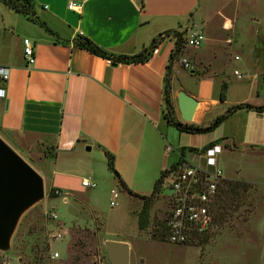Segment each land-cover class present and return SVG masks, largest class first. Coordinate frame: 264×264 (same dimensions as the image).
I'll return each mask as SVG.
<instances>
[{
	"label": "crops",
	"instance_id": "obj_1",
	"mask_svg": "<svg viewBox=\"0 0 264 264\" xmlns=\"http://www.w3.org/2000/svg\"><path fill=\"white\" fill-rule=\"evenodd\" d=\"M32 4L33 16L50 31L0 0V67L9 68L8 80L0 83L5 89L0 97V134L30 137L43 148L37 170L43 185L48 180L50 190L73 186L85 190L81 186L85 177L79 179L77 172L86 168L94 174L87 157L93 151L106 163L107 153L112 154L115 169L138 195H144V183L153 189L163 169L190 163L175 149L165 151L175 136L174 127L164 118V79L174 41L163 38L145 61L109 62L77 46L75 39L83 35L107 52L135 56L163 32L199 28L203 33L211 19L203 12L206 6L199 0H32ZM233 12L231 19L221 23L223 28L229 23L227 33L201 49L198 63L210 69H186L187 75L180 60L170 67L173 116L179 121L180 91L200 103L194 125L202 126L199 113L225 103L226 99L219 100L221 84L227 82V93L232 79H238L224 78V71L213 66L242 61L245 56V67L251 62L264 75V43L260 41L264 33L247 26L237 29L236 4ZM189 20L191 25L181 24ZM24 37L33 45L32 66H26L23 57ZM232 41L239 49L230 58L223 44L230 46ZM233 70L238 69H232V74ZM110 240L126 242L131 248L125 239ZM261 250L258 264H264V236Z\"/></svg>",
	"mask_w": 264,
	"mask_h": 264
},
{
	"label": "rangeland",
	"instance_id": "obj_2",
	"mask_svg": "<svg viewBox=\"0 0 264 264\" xmlns=\"http://www.w3.org/2000/svg\"><path fill=\"white\" fill-rule=\"evenodd\" d=\"M199 4L206 6L203 12L211 18L202 33L204 39L198 47L184 45L178 56L179 59H186L191 69L196 68L199 72L210 69L198 63L203 57L201 49L208 48L213 39L227 33L229 23L226 22L225 28L221 27V23L223 19L233 17L235 4L238 6L236 28L247 26L264 33V0H199ZM191 23L181 22L182 25ZM179 32L185 34L187 31L182 29ZM260 41L264 43V37ZM223 45L230 58L239 49L235 41L230 46ZM242 59L229 60L221 67L220 64L213 66V69H222L224 78H236L232 74L234 68L250 77L256 73L257 78L245 80V76L244 80L232 79L225 103L205 114L204 111L199 113L201 124L209 126L217 117L227 114L240 103L262 109H236L218 125L201 133L181 134L175 127L171 130L175 136L169 145L197 166L204 165L202 150L211 142L219 141L225 146L222 154L217 156L224 174L221 185L224 182L240 184L236 193L227 197L222 218L214 222L201 239L178 244L158 237L161 229L157 228L165 219L171 195V175L164 178L158 192L148 201V221L141 229L138 212L142 209L143 200L128 195L108 169L106 161L93 151L87 157L94 165V174L83 168L78 170L77 176L79 179L90 177L96 187L83 191L74 186L64 189L62 192L68 194L67 202H64L62 196L49 197V181L45 180L44 198L29 205L19 215L8 247L0 249V264H51L45 247L47 243L50 251L59 253V264H110L105 248V242L110 239H125L131 243L129 264H258L264 236V75L260 67L253 68L251 62L245 67V56ZM261 62L264 64V57ZM184 72L190 74L189 70ZM0 138L39 173L43 148L36 140L21 135L3 138L0 134ZM143 185L141 193L150 195V183ZM112 189L118 194L116 199L112 197ZM111 200L115 201V205H110ZM45 211L55 213L57 220L47 218ZM58 232L63 234V238L53 239L52 236Z\"/></svg>",
	"mask_w": 264,
	"mask_h": 264
},
{
	"label": "built area",
	"instance_id": "obj_3",
	"mask_svg": "<svg viewBox=\"0 0 264 264\" xmlns=\"http://www.w3.org/2000/svg\"><path fill=\"white\" fill-rule=\"evenodd\" d=\"M74 4L70 3L69 8ZM185 45L189 47H198L201 45L204 35L200 30L190 29L184 35ZM22 52L26 66H32L35 63V55L33 45L29 38L22 39ZM155 52V49L153 50ZM235 59H238L236 56ZM111 62V59H108ZM181 64L185 69H190L189 62L181 58ZM233 74L238 80L255 79L256 75L250 77L241 73L239 70H233ZM9 78V68L0 67V83H5ZM5 96V89L0 87V97ZM223 145L214 143L208 145L202 150V158L204 165L197 166L187 162L172 164L166 171L165 177L171 175L172 183L170 185L171 195L168 198V208L164 219L165 229L160 230L158 234L161 239L170 243H188L198 240L201 236L209 232L214 224L215 218V203L217 201L220 185L224 179L222 168L218 164V155L221 153ZM173 148L167 144L165 146L166 153H169ZM164 177V178H165ZM164 181V180H163ZM81 186L84 188H94L96 183L90 178H83ZM113 199H116L118 194L112 189ZM56 196H62L63 201L67 202V195L60 190H54ZM110 205H115V201L111 200ZM47 218L54 221L57 220V215L50 211H45ZM53 239H62L63 234L58 232L52 236ZM49 260L51 264H59L60 255L58 252L50 251ZM54 261V263H53Z\"/></svg>",
	"mask_w": 264,
	"mask_h": 264
},
{
	"label": "trees",
	"instance_id": "obj_4",
	"mask_svg": "<svg viewBox=\"0 0 264 264\" xmlns=\"http://www.w3.org/2000/svg\"><path fill=\"white\" fill-rule=\"evenodd\" d=\"M8 7H10L13 11L17 13H21L28 18L36 21L44 27L46 30L50 31V29L45 25V23L41 22L37 18L33 16V9H32V0H2ZM184 32H179L178 30H169L166 32H163L162 34L158 35L156 38H154L149 45L148 48L144 49L140 54L135 55V56H126V55H115L110 52H107L106 50L100 48L97 44L92 42L89 38L83 35H78L77 38L75 39V44L83 49H86L90 53H93L95 55L111 59L114 62H141L145 61L148 56L151 54V52L157 47L158 43L165 37H170L174 41V49L169 55L168 58V64H167V72L165 75L164 79V101L166 105V112L164 114V118L166 119L167 123L173 127H175L179 132H186V133H201L205 132L212 127L218 125L228 113H231L232 111H235L236 109H262L261 107H254L253 105L249 103H240L232 107L230 110L227 111V114H224L220 117H217L214 122H212L209 126H198L194 124H185L178 119H176L173 116V104L171 101L170 97V91H171V85H170V79H171V74H170V67L174 62L179 61V54L181 53L184 45H185V40H184ZM226 91H227V82H223L221 84V91L219 95V100L224 101L226 99ZM214 143H219V141L211 142L209 145L214 144ZM180 163V162H178ZM107 166L108 169L113 173L114 177L119 181L120 185L124 188L130 191L132 195L135 197L140 198L143 200V205L142 209L138 212V225L139 228H144L147 224L148 221V207L147 203L149 200H151V197H153L159 190L160 184L163 182L164 177L166 176L167 172L162 171L159 175V177L155 180L152 192L150 195H138L131 190L128 189L127 185L125 182L122 180L120 174L114 167V162H113V155L107 153ZM239 183L237 184L236 182H224L219 191V195L217 198V201L215 203V218L214 222H217V220L221 219L222 216L224 215L225 211V206H226V199L227 197L231 196L232 194H235L238 187ZM244 185V184H242ZM245 186V185H244ZM49 197H55L56 195L54 194V189H51L49 192ZM157 229L164 230L165 229V223L162 221ZM203 238V237H202ZM201 239V238H200ZM46 250L49 251V244L47 243L45 245Z\"/></svg>",
	"mask_w": 264,
	"mask_h": 264
},
{
	"label": "water",
	"instance_id": "obj_5",
	"mask_svg": "<svg viewBox=\"0 0 264 264\" xmlns=\"http://www.w3.org/2000/svg\"><path fill=\"white\" fill-rule=\"evenodd\" d=\"M199 105L193 96L179 92L177 107L182 121L192 122ZM44 196L41 175L0 138V249L8 247L9 237L22 211ZM105 248L110 264H129L128 243L108 240Z\"/></svg>",
	"mask_w": 264,
	"mask_h": 264
}]
</instances>
